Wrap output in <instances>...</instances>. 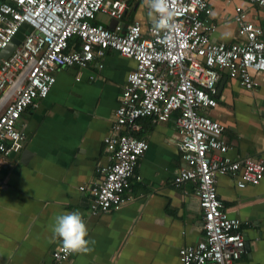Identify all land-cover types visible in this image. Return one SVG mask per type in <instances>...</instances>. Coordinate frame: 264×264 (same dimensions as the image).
Segmentation results:
<instances>
[{"label": "crops", "instance_id": "0c3cea01", "mask_svg": "<svg viewBox=\"0 0 264 264\" xmlns=\"http://www.w3.org/2000/svg\"><path fill=\"white\" fill-rule=\"evenodd\" d=\"M207 2L215 42L238 39L236 7L246 21L264 29L259 8L249 0ZM100 17L94 22L108 28L117 23ZM133 21L146 34L151 22L142 0H131L120 22ZM134 68L132 59L113 51L85 68H62L47 96L22 112L23 147L0 165V264H54L51 254L61 242L53 240L51 225L56 215L72 211L81 213L86 239L94 243L89 253H72L63 264H179V248L203 239L192 185L171 183L182 164L173 118H140L136 129L123 128V134L148 144L129 180L132 199L108 212L91 211L88 188L111 161L104 139L113 132L114 114ZM254 77L257 84L247 90L222 73L216 87L220 108L205 114L224 126L229 158H255L264 165V74ZM237 176L220 175L215 183L227 215L242 222L245 253L235 264H264V176L241 190Z\"/></svg>", "mask_w": 264, "mask_h": 264}, {"label": "built area", "instance_id": "2783aa9c", "mask_svg": "<svg viewBox=\"0 0 264 264\" xmlns=\"http://www.w3.org/2000/svg\"><path fill=\"white\" fill-rule=\"evenodd\" d=\"M131 0H0V51L21 31L23 38L0 61V165L23 147L19 127L22 112L47 96L55 73L65 67L85 68L106 51L132 59L122 103L115 111L112 134L104 139L111 161L88 189L93 214L108 212L131 201L130 178L148 144L123 128H137L140 118L167 122L178 130L176 145L182 164L171 180L175 186L190 183L202 212L203 239L181 246L179 264H235L245 253L242 222L230 218L216 192V178L238 175L236 187L258 185L263 163L227 156L224 126L205 112L217 110L216 87L222 73L251 90L255 74H264V29L246 21L240 7L233 20L238 39L229 44L211 39L207 0H171L175 12L173 43H161L162 34L142 33L137 21L120 22ZM264 20V0H249ZM98 14L117 21L113 28L94 22ZM25 26V28H22ZM22 28V29H21ZM76 39V41H74ZM101 67V64L98 65ZM72 253L59 245L52 251L54 264Z\"/></svg>", "mask_w": 264, "mask_h": 264}, {"label": "clouds", "instance_id": "9594fccd", "mask_svg": "<svg viewBox=\"0 0 264 264\" xmlns=\"http://www.w3.org/2000/svg\"><path fill=\"white\" fill-rule=\"evenodd\" d=\"M147 18L151 22L152 31L162 34L161 43H173L172 32L175 27V12L171 8V0H142ZM53 240L59 239L65 253H83L91 251L88 229L79 211L65 212L54 217L51 225Z\"/></svg>", "mask_w": 264, "mask_h": 264}, {"label": "water", "instance_id": "95a60500", "mask_svg": "<svg viewBox=\"0 0 264 264\" xmlns=\"http://www.w3.org/2000/svg\"><path fill=\"white\" fill-rule=\"evenodd\" d=\"M22 28H25V26H23ZM22 38H23V35H22L21 31H20L19 33L16 34V36L13 39L12 43H10L5 49L0 51V61L2 59H6L10 55V53L13 51L15 46H17L20 43Z\"/></svg>", "mask_w": 264, "mask_h": 264}, {"label": "rangeland", "instance_id": "374dc122", "mask_svg": "<svg viewBox=\"0 0 264 264\" xmlns=\"http://www.w3.org/2000/svg\"><path fill=\"white\" fill-rule=\"evenodd\" d=\"M97 16L105 17V15H103V14H98ZM70 70H72V69H70Z\"/></svg>", "mask_w": 264, "mask_h": 264}, {"label": "trees", "instance_id": "16d2710c", "mask_svg": "<svg viewBox=\"0 0 264 264\" xmlns=\"http://www.w3.org/2000/svg\"><path fill=\"white\" fill-rule=\"evenodd\" d=\"M74 41H76V39H74ZM76 42H78V41H76Z\"/></svg>", "mask_w": 264, "mask_h": 264}]
</instances>
